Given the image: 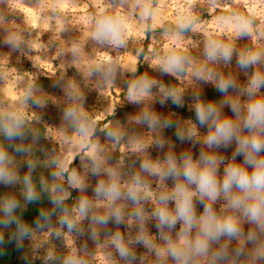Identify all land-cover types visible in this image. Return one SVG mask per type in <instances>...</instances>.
I'll return each mask as SVG.
<instances>
[{"label": "rangeland", "instance_id": "rangeland-1", "mask_svg": "<svg viewBox=\"0 0 264 264\" xmlns=\"http://www.w3.org/2000/svg\"><path fill=\"white\" fill-rule=\"evenodd\" d=\"M103 20L119 40L99 35ZM172 58L180 67L166 70ZM256 102L264 0H0V227L10 230L19 209L60 181L63 197L67 187L76 196L27 237L32 264H264V217L245 212L264 192L223 189L229 168L254 170L241 146L264 143V123L247 125ZM30 120L44 127L43 158L24 136ZM225 122L232 135L209 144ZM252 156L264 160V149ZM188 163L209 169L215 199L184 176ZM178 186L190 194V227ZM161 211L175 223L162 224ZM209 214L231 219L236 234L208 235Z\"/></svg>", "mask_w": 264, "mask_h": 264}, {"label": "clouds", "instance_id": "clouds-1", "mask_svg": "<svg viewBox=\"0 0 264 264\" xmlns=\"http://www.w3.org/2000/svg\"><path fill=\"white\" fill-rule=\"evenodd\" d=\"M99 35L104 37H111L114 40H119V31L111 20H103L99 23ZM214 54V50H213ZM227 56V53H224ZM180 62L178 58H172L169 61L168 68L166 70H171L172 68H179ZM227 85L221 86V91L225 90ZM143 91V89H141ZM197 116L203 123L206 119L204 112L201 108L197 109ZM264 123V103L256 102L249 106V116L247 120V125L249 127ZM232 135V129L229 123L225 122L223 124H218L216 128V134L211 135L208 138V143H219L221 138L227 140ZM250 149V152L247 155L248 163L254 166V170L251 175L243 171L238 167H231L227 170V176L223 181V189L227 193L233 184L238 188L244 191L248 196H252L253 193H262L264 192V160H255L252 156V153H258L264 149V143L260 140L253 138L250 141L245 140L242 142L241 150ZM207 163L212 164L214 161L205 158ZM171 172H175V166L172 165L170 168ZM2 175V172H0ZM184 176L192 182L198 184L199 190L209 196L212 199H215L219 193L217 182L212 176L209 169L206 167L202 171L196 172L190 163L185 165ZM177 190L182 195V200L178 205L179 215L184 218L185 223L190 227L193 220V213L191 210V199L190 194L187 193L181 186H178ZM109 194L116 196L118 195L114 189H109ZM133 199H136L135 193H130ZM259 202L245 205V212L250 216L254 221H259L264 217V197L257 196L255 197ZM233 206H240L243 201L239 198H234ZM81 210L84 211V205H81ZM207 211V209H206ZM161 223H175V218H170L164 211L159 213ZM204 231L208 235H214L219 233L226 232L228 235H235L237 228L235 224L229 219L226 223L220 224L215 221V217L211 214L207 215L204 220ZM207 245L205 241L198 239L196 241V251L202 252L206 249ZM121 253L124 254L125 250L121 248ZM172 254L178 256L179 253L173 249Z\"/></svg>", "mask_w": 264, "mask_h": 264}, {"label": "trees", "instance_id": "trees-1", "mask_svg": "<svg viewBox=\"0 0 264 264\" xmlns=\"http://www.w3.org/2000/svg\"><path fill=\"white\" fill-rule=\"evenodd\" d=\"M141 73L142 68L138 66L136 71L127 77L134 79ZM25 122L24 136L29 143V150L33 153L34 158H43L44 127L33 120ZM64 188L66 185L57 181L56 191L45 192L39 199L30 200L25 208L19 209L15 213L10 230L4 232L0 227V264H32L27 237L36 229L53 226L58 217L71 207L76 191L67 187L70 190V196L65 198L61 194Z\"/></svg>", "mask_w": 264, "mask_h": 264}, {"label": "crops", "instance_id": "crops-1", "mask_svg": "<svg viewBox=\"0 0 264 264\" xmlns=\"http://www.w3.org/2000/svg\"><path fill=\"white\" fill-rule=\"evenodd\" d=\"M10 69V68H9Z\"/></svg>", "mask_w": 264, "mask_h": 264}]
</instances>
